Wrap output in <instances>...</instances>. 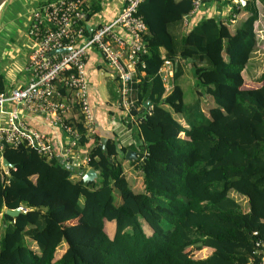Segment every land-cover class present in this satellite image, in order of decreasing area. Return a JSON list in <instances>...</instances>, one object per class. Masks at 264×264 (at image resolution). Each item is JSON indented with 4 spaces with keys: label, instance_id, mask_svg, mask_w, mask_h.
<instances>
[{
    "label": "trees",
    "instance_id": "trees-1",
    "mask_svg": "<svg viewBox=\"0 0 264 264\" xmlns=\"http://www.w3.org/2000/svg\"><path fill=\"white\" fill-rule=\"evenodd\" d=\"M258 1L264 7V0H247L244 7L236 3L248 14L238 26L232 17H208L188 29L194 0H141L135 15L146 25V52L137 63V111L125 118L126 127L121 125L104 148L72 100L65 122L73 123L79 134L76 148L89 159L74 173H79L77 179L58 157L48 159L24 144L5 147L3 157L15 168H0V264L259 262L264 73L260 87L242 89L243 71L256 45ZM167 61L174 71L168 83L162 73ZM185 65H191L202 88L190 104L178 83ZM5 86L0 74V92ZM128 149L137 159L125 158ZM126 162L142 173V187L128 176ZM90 167L98 178L84 182ZM20 206L28 211L16 218L5 211ZM107 223L114 225L112 232ZM191 247L211 251L194 257Z\"/></svg>",
    "mask_w": 264,
    "mask_h": 264
},
{
    "label": "built area",
    "instance_id": "built-area-1",
    "mask_svg": "<svg viewBox=\"0 0 264 264\" xmlns=\"http://www.w3.org/2000/svg\"><path fill=\"white\" fill-rule=\"evenodd\" d=\"M49 1L46 6L43 5L35 12L31 22V35L37 43L29 65L32 80L23 87L0 92V114L7 116L6 123L0 125V168L6 172L8 170L4 168L2 161L5 147L24 144L48 159L53 157L62 159L73 170L74 176L89 159L82 157L83 151L76 148L75 138L77 139L79 134L73 123L65 122L66 118L71 116L73 99L80 104L86 123L92 127V133H96L87 98L85 65L88 50L96 48L114 71L119 84L118 105L125 111L127 117L133 118L137 111L134 97L137 63L139 55L146 52L142 46V35L146 31V25L141 17L135 15L141 0H126L122 13L113 23L90 32L79 25L81 21L87 19L82 5L88 0ZM202 1L194 0V11ZM215 1H232L242 7L246 5V0ZM230 21L235 22L234 18ZM117 25L129 32L132 38L130 43L114 32ZM162 73L168 83L169 78L173 76V66L170 62L165 63ZM58 84H61V87ZM67 91L73 95H67ZM7 103H13L28 112L54 117L66 137L60 153L55 150L49 135L30 126L21 118L18 110H7L5 108ZM76 176L78 177L79 173ZM18 209L24 213L28 211L25 206ZM1 215L0 213V217ZM257 245L260 247L258 251L260 260L257 264H264V241L258 242Z\"/></svg>",
    "mask_w": 264,
    "mask_h": 264
},
{
    "label": "crops",
    "instance_id": "crops-1",
    "mask_svg": "<svg viewBox=\"0 0 264 264\" xmlns=\"http://www.w3.org/2000/svg\"><path fill=\"white\" fill-rule=\"evenodd\" d=\"M49 2V0H9L0 10V74L4 77L6 91L23 87L32 80V73L29 69V65L32 61L37 43L31 35V22L35 12L41 9L43 5L46 6ZM86 2L90 5L91 14L87 19L81 21L79 25L84 26L87 32L113 23L122 13L126 4V0H88ZM226 2L228 1H202L197 10L187 19V28H193L202 19L208 17H221L222 20L227 21L231 17V19H233L237 14L235 22L233 23L234 25L232 24L234 27L247 19L248 14L243 8H240L235 2ZM85 3L82 5V10L87 15L89 10L87 11L85 8L87 6V3ZM8 4H10V6L16 4V9L12 14L3 16ZM257 8L259 17L254 26L256 32V45L253 55L246 65L248 67H245L243 71L244 84L242 89H253L262 85L261 76L264 73V7L260 1L257 2ZM235 9H239L240 12L235 14ZM114 32L127 43L131 42V35L122 26H115ZM87 54L85 77L87 81V98L91 110L93 126L100 138L106 137L108 142L115 138V133L120 129L121 125V129L126 127L124 120L127 116L125 111L118 105L119 97L114 96L119 90L118 80L116 79L114 71L104 61L102 54L96 48H90ZM105 65H107L109 69H105ZM185 68H191V65H185ZM109 72H111V74ZM102 84L106 85L109 91L105 99L102 98L99 91V86ZM209 101L210 100L207 101L208 105H210ZM5 108L11 111L18 110L21 118L30 126L49 135L55 150L57 153H60L66 142V137L64 131L54 117L36 112H28L25 109L18 108L13 103H7ZM6 121L7 116L0 114V125L6 123ZM129 166L131 167V165ZM138 173H140L139 170ZM129 174L134 175L132 172ZM76 175H78V173L75 174L74 177H76ZM141 181H143V179H140V182L136 181L134 184L142 187ZM113 226L112 223H107L106 225L107 229L111 232ZM204 251L205 249H203V252Z\"/></svg>",
    "mask_w": 264,
    "mask_h": 264
},
{
    "label": "rangeland",
    "instance_id": "rangeland-1",
    "mask_svg": "<svg viewBox=\"0 0 264 264\" xmlns=\"http://www.w3.org/2000/svg\"><path fill=\"white\" fill-rule=\"evenodd\" d=\"M15 1H22V0H15ZM15 6H16V4H14L13 6H10V4H8L7 7L5 8V12L3 13V16L6 15V14L7 15L12 14L14 12V10L16 9ZM0 25H1V20H0ZM246 67H248V66H246ZM104 68L105 69H109L107 65H105ZM109 73L111 74V72H109ZM178 83L183 89L184 102L186 104H190L191 102H193L195 100V98L197 97L198 91H202L201 86L197 85V80L194 77V74H193L191 68H187V69L185 68L184 74L178 79ZM113 84H114V82H113ZM99 91H100V93L102 95V98L105 99L106 96H108L109 91H108V88L106 87V85H104V84L100 85L99 86ZM213 103L214 102L212 100L209 101L210 105H213ZM121 132H120V134H121ZM129 136L131 137V135H129ZM129 165L130 164H128L126 162L125 168H127L126 169L127 173L129 174V173L132 172L134 175H130L129 174V176L130 177H134V179L136 181L140 182V179H143L142 173H138V170L135 169V167H132V166L130 167ZM73 178L77 179L76 177H73ZM140 185H141V183H140ZM131 186L133 187L134 190H140L139 188H136L135 185L133 186L132 183H131ZM231 194H232V196H234L235 198L240 200L244 205H246V201L239 194H236L234 192H232ZM115 199H116L117 203L120 202V197H119V194H118L117 191H115ZM64 247L65 246H61L59 248V251L57 253V258H59L61 256V254L63 253V250H64L63 248ZM209 252H210V249H205V252H203V250H198L197 247H191L190 250H189L190 255L194 256V257L206 256Z\"/></svg>",
    "mask_w": 264,
    "mask_h": 264
},
{
    "label": "water",
    "instance_id": "water-1",
    "mask_svg": "<svg viewBox=\"0 0 264 264\" xmlns=\"http://www.w3.org/2000/svg\"><path fill=\"white\" fill-rule=\"evenodd\" d=\"M9 0H0V10L2 9V7L8 2ZM63 51L66 49H62ZM151 104V102H148L146 104V106H149ZM102 141V145L105 148L107 145V138L106 137H102L101 138ZM125 158L129 161L131 160H135L137 159V153L134 152L131 149H128L125 155ZM3 166L4 168H15V164L11 163L6 157H3ZM98 178V173L97 171L90 167L82 176V179L84 182H93ZM6 213L8 215H10L13 218H16L18 215L21 214V211L19 209H6Z\"/></svg>",
    "mask_w": 264,
    "mask_h": 264
}]
</instances>
